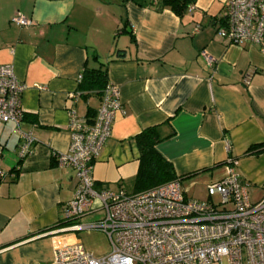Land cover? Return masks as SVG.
Segmentation results:
<instances>
[{
  "label": "crops",
  "instance_id": "1",
  "mask_svg": "<svg viewBox=\"0 0 264 264\" xmlns=\"http://www.w3.org/2000/svg\"><path fill=\"white\" fill-rule=\"evenodd\" d=\"M151 1L0 0V66L11 65L25 86L23 121H0V264H54L55 241L79 242L78 231L58 232L77 177L56 155L68 150L67 94L78 90L86 67H106L120 102L93 164L96 190L133 193L135 136L155 126V149L187 195L221 178L233 158L250 199L263 196L264 151L249 149L264 145V42L233 45L217 35L225 0H195L181 17ZM15 12L32 24L12 23ZM99 103L80 94L75 115L89 118ZM24 136L29 153L19 158Z\"/></svg>",
  "mask_w": 264,
  "mask_h": 264
},
{
  "label": "built area",
  "instance_id": "2",
  "mask_svg": "<svg viewBox=\"0 0 264 264\" xmlns=\"http://www.w3.org/2000/svg\"><path fill=\"white\" fill-rule=\"evenodd\" d=\"M11 22L32 24L20 12ZM217 35L233 45L262 44L264 0H225ZM199 56L213 67L214 59L205 50ZM24 88L11 65L0 66L1 122L18 126L23 121ZM79 96L78 90L67 94L70 142L67 152L56 155L58 164L71 167L77 177L73 196L60 208L58 232L100 229L109 238L110 250L94 257L80 242L55 241L54 264H264V194L250 199L235 171L237 160L228 158L224 175L206 184L207 200L188 196L179 179L139 193L96 190L93 164L110 136L120 102L116 86L108 83L89 119L75 115ZM24 138L19 158L29 153L31 139ZM86 216L92 220L80 223Z\"/></svg>",
  "mask_w": 264,
  "mask_h": 264
},
{
  "label": "trees",
  "instance_id": "3",
  "mask_svg": "<svg viewBox=\"0 0 264 264\" xmlns=\"http://www.w3.org/2000/svg\"><path fill=\"white\" fill-rule=\"evenodd\" d=\"M194 2L195 0H152L151 4L154 3L156 9L167 8L175 15L181 17ZM108 83L106 67L103 64H99L96 68H84L77 89L84 98L89 93L101 98ZM94 114L93 110L88 109L87 115L89 119ZM90 115L92 116L90 117ZM160 139L161 137L155 126L145 128L135 136L139 150V165L133 178V193H139L172 180L181 179L180 176L176 175L171 163L165 160L155 149V145ZM249 150L251 153H259L264 151V145L260 149L251 147Z\"/></svg>",
  "mask_w": 264,
  "mask_h": 264
},
{
  "label": "rangeland",
  "instance_id": "4",
  "mask_svg": "<svg viewBox=\"0 0 264 264\" xmlns=\"http://www.w3.org/2000/svg\"><path fill=\"white\" fill-rule=\"evenodd\" d=\"M188 196L198 200H207L208 195L206 192V186L200 184L194 185L193 190L189 193ZM213 199L215 200V197ZM89 218L90 216H87V219ZM98 218L99 217L97 216L95 219ZM90 219L92 220V218ZM77 233L79 236L78 241L88 252H91L94 255H99L109 249V238L104 231L100 229H91L80 230Z\"/></svg>",
  "mask_w": 264,
  "mask_h": 264
}]
</instances>
